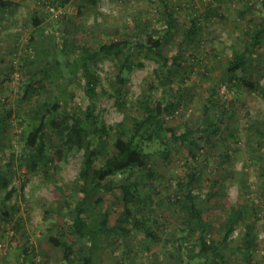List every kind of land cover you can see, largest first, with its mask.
I'll use <instances>...</instances> for the list:
<instances>
[{"label": "rangeland", "instance_id": "1", "mask_svg": "<svg viewBox=\"0 0 264 264\" xmlns=\"http://www.w3.org/2000/svg\"><path fill=\"white\" fill-rule=\"evenodd\" d=\"M49 1L48 5L55 4L62 9L59 17L50 13L43 0H11L8 8H0V114L5 109L14 112L12 126L0 140L1 172L9 189H16L10 203L19 207L10 221L0 215V264L22 261L25 238L36 251L35 256L29 257V264H77L74 258L50 247L47 238L50 235L68 238L63 202L77 190L83 154L76 153L67 160H58L51 152L53 162L48 169L33 174L25 165V145L20 138L22 130L34 122L41 105L52 98L51 91L41 90L29 101L22 98L23 83L30 80L35 67L30 64L35 51L29 47L36 30L33 17L42 18L39 29L56 37L55 46L61 47L64 41H68L73 53L77 45L97 49L112 41L135 42L146 33L158 31L157 34H163L167 27L163 13L165 4L175 11L180 24L175 40L167 47L169 55L178 53L180 32L189 26L194 14L200 15L203 29L199 43L186 47V62L168 84L163 80L164 75L158 73L157 61L143 58L144 66L128 75L125 107L118 104L115 96L114 61L97 59L92 66L99 83L96 86V114L102 115L108 126L128 121L135 112L134 103L143 92L151 91L154 98H172L176 102V110L164 117V123L167 127L182 130L197 125L209 106L208 100L214 95L220 102L215 110L222 120L221 134L203 141V149L194 160L188 145L177 144L167 160L158 153V143L145 145L154 155L151 165L156 170V177L152 180L143 177L140 188L153 197L150 211L158 221V236L148 240L133 230L130 235L121 232L109 236L103 234L101 264H179L181 258L184 264L197 263L194 256L198 249L193 241L178 234V213L170 202L188 165L202 169L196 194L199 207L213 231L223 226L230 207L247 205L250 211L254 205L257 213L255 238L258 241L254 261H262L264 200L259 189L264 185V98L243 86L226 84L224 75L226 60L248 43L247 23L259 25L264 22V0H99L97 5H92L90 0H68L62 5L63 0ZM250 60L242 76L264 85V41L253 50ZM68 93L72 111L79 113L91 105L83 73L69 86ZM111 138L112 135H105L97 140L103 152L96 161L97 165L105 162ZM120 179L114 178L117 183ZM2 184L1 179L0 203L4 196ZM212 186L217 194L209 200ZM121 195L117 191L116 196L95 195L93 199L98 201L99 209H115L110 222L113 226L123 211ZM18 220L21 225L16 224ZM249 222L247 216L245 223H239L234 231L230 246L225 249L229 258L241 255L245 224Z\"/></svg>", "mask_w": 264, "mask_h": 264}, {"label": "trees", "instance_id": "2", "mask_svg": "<svg viewBox=\"0 0 264 264\" xmlns=\"http://www.w3.org/2000/svg\"><path fill=\"white\" fill-rule=\"evenodd\" d=\"M0 0L1 10L12 3ZM99 0H90L97 5ZM68 2L63 0L61 5ZM264 5V2H263ZM164 17L167 24L163 34L158 31L146 33L138 41H112L103 43L97 49L91 47H74L72 53L68 41L62 46H55L56 37H50L43 29H39L42 18L34 16L32 21L36 28L29 41V47L35 51V57L30 61L34 67L30 80L23 83V100L29 101L38 91L52 92V98L44 102L40 111L34 116V122L20 133L24 143L25 165L30 173H37L48 169L53 162L51 152L58 160H67L76 153L83 154L81 168L78 175L77 190L63 202L64 217L66 218L68 238L60 235H50L47 244L57 251L66 253L67 257L75 259L77 264H101V250L103 234L124 233L137 231L143 238L153 240L157 238L158 221L150 211L153 202L152 195L146 194L140 188L143 177L152 180L156 177V170L151 165L153 153L145 148L147 143H158V153L163 160L169 159L177 144L190 146L191 159H197L198 152L203 149V141L211 140L221 134V117L215 109L220 103L214 95L208 100L201 118L194 128L177 129L166 126L164 117L176 110V102L170 98H154L153 93L143 92L134 103V114L128 121L108 126L102 115L96 114V86L98 78L92 71L97 59L109 58L114 61L117 80L115 81V96L118 104L125 107L128 94V75L135 69L142 68L143 58H151L159 64V74H163L165 84L172 76L179 74L186 62L184 51L187 46L199 43L203 31L200 15L190 17L189 26L180 32L179 51L176 55H169L167 47L175 39V32H179L178 16L170 6L165 4ZM249 39L243 50L225 62L224 82L233 86H243L249 91L258 93L264 98V85L253 78L242 76L251 61L252 52L264 41V22L259 25L247 23ZM179 37V36H178ZM200 37V38H199ZM53 46V47H52ZM62 53L63 55H59ZM86 79V93L91 99V105L85 111L76 113L69 107L68 91L79 74ZM171 91L174 88L171 87ZM217 93V92H215ZM172 97V96H171ZM132 109V110H133ZM14 112L5 109L0 114V140L12 126ZM20 125L21 122H19ZM127 124V126H126ZM105 135H112L108 156L103 164L96 161L103 156L101 144L97 140ZM190 163V160L188 161ZM4 196L0 203V215L10 221L19 207L10 203L16 189H9V184L1 172ZM202 169L188 165L185 177L176 184V194L170 197L174 211L178 213L180 224L178 234H183L187 241H193L198 249L194 258L196 264H264L254 261L255 248L258 241L255 238L257 213L254 205L232 206L226 213V220L216 231L204 217L199 207V196L196 189L201 183ZM120 177L115 182L114 178ZM214 186V185H213ZM212 186V187H213ZM210 188V198L216 197V190ZM121 192L120 204L123 211L117 217V224L111 225V207L99 209L95 195H112ZM259 193L264 200V185ZM149 203V205L147 204ZM249 216L250 222L245 224L240 256L229 258L226 250L239 223H245ZM18 220L17 225H21ZM124 224L127 225L124 226ZM131 225V228H128ZM26 234H23L24 236ZM22 261L19 264H29V257L35 256L34 246L28 238L23 241ZM179 259V258H178ZM184 264V259L179 260ZM190 264V262L188 263Z\"/></svg>", "mask_w": 264, "mask_h": 264}, {"label": "built area", "instance_id": "3", "mask_svg": "<svg viewBox=\"0 0 264 264\" xmlns=\"http://www.w3.org/2000/svg\"><path fill=\"white\" fill-rule=\"evenodd\" d=\"M47 3L48 10L54 17H59L62 14V9L58 7L57 5H48L50 3L49 0H43Z\"/></svg>", "mask_w": 264, "mask_h": 264}]
</instances>
